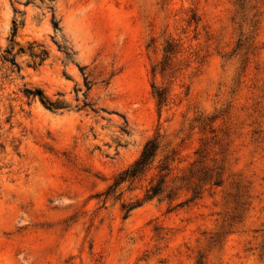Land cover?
Listing matches in <instances>:
<instances>
[{
  "label": "rangeland",
  "instance_id": "obj_1",
  "mask_svg": "<svg viewBox=\"0 0 264 264\" xmlns=\"http://www.w3.org/2000/svg\"><path fill=\"white\" fill-rule=\"evenodd\" d=\"M13 30L0 264H264V0H0V54ZM155 134L176 169L216 160L223 183L124 217L145 181L102 193Z\"/></svg>",
  "mask_w": 264,
  "mask_h": 264
},
{
  "label": "trees",
  "instance_id": "obj_2",
  "mask_svg": "<svg viewBox=\"0 0 264 264\" xmlns=\"http://www.w3.org/2000/svg\"><path fill=\"white\" fill-rule=\"evenodd\" d=\"M51 9L52 27L54 30H59L58 22L55 20L53 6ZM13 36L14 30L12 38L9 39V45L2 49L0 59L15 67L18 72L19 66L15 60V55L23 53L24 51L22 47H18L14 52L15 42ZM169 50L170 48H167V52ZM65 53L67 54V52ZM30 56L33 64L38 66L46 58L47 53L44 50L32 51ZM85 86L88 89L86 80ZM152 88L153 97L156 99L157 104H165L167 100L166 94L154 86ZM25 92L27 95L33 97L38 96L48 109H56L60 106V103L57 101L48 99L40 89H25ZM164 148L165 152L162 153ZM176 156L177 153L173 148H168V145L162 147L159 135L155 134L143 143L138 156L127 167L116 174L113 182L102 193L104 200L110 195L115 194L124 184H127V187H131L136 182L145 181L139 197H136L133 201H123L120 203V209L123 211L124 217H127L131 210L143 202L156 199L172 203L177 200L181 191L189 194L187 201H190L195 199V192L198 194L201 192L200 188L203 185L209 184L210 186L216 187L223 183L224 167L222 163L213 160L210 166H204L198 160L194 159L187 166L176 169L173 166V163L177 160ZM199 171L203 172L197 174ZM117 195L120 198L122 191H119ZM181 203L178 202L176 205L178 206Z\"/></svg>",
  "mask_w": 264,
  "mask_h": 264
}]
</instances>
